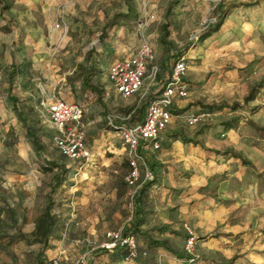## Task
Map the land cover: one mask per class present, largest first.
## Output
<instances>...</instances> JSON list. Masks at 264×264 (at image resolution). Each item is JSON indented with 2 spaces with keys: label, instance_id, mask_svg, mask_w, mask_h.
Segmentation results:
<instances>
[{
  "label": "rangeland",
  "instance_id": "rangeland-1",
  "mask_svg": "<svg viewBox=\"0 0 264 264\" xmlns=\"http://www.w3.org/2000/svg\"><path fill=\"white\" fill-rule=\"evenodd\" d=\"M230 3L237 6L219 31L201 40ZM128 4L133 12L126 20L118 18L100 40L102 27L113 15L126 13ZM142 42L153 47L155 62L142 89L123 98L109 82L107 66ZM181 56L189 90L181 102L191 106L173 112L179 115L173 119L181 136L198 146L173 151L169 157L174 158L162 162L168 167L155 168L156 183L134 203L145 212L144 235L136 234L138 256L116 262L115 253L98 248L106 230L126 229L131 218L129 168L108 117L119 126L142 119ZM12 60L19 73L10 87ZM90 61V83L100 98L83 83ZM263 76L264 0H28L0 13V264H46L58 252L72 261L84 256L85 264H191L185 259V223L195 235L198 263L264 264V189L260 192L257 185L264 141L251 140L245 121L264 124V88L245 99ZM56 98L81 104L83 120L90 122L86 142L91 156L81 169L55 146L57 129L45 106ZM194 110L212 115L189 126L182 116ZM231 117L238 120L225 130L222 122ZM222 150L241 155L251 166ZM198 151L210 157L186 162ZM144 156L147 164L160 162V150ZM52 163L65 168L62 175ZM46 221L43 237L39 225ZM147 238L166 240L180 256Z\"/></svg>",
  "mask_w": 264,
  "mask_h": 264
},
{
  "label": "built area",
  "instance_id": "built-area-1",
  "mask_svg": "<svg viewBox=\"0 0 264 264\" xmlns=\"http://www.w3.org/2000/svg\"><path fill=\"white\" fill-rule=\"evenodd\" d=\"M155 58L153 47L147 42H142L129 56L111 61L107 66L106 73L115 92L123 98L137 94L142 89L147 69L153 65ZM151 67L157 71V67ZM186 68L184 56L174 61L170 79L148 103L142 119L127 126H119L113 123L112 117H108L109 126L115 128L127 154L129 170L126 184L131 216L139 186L153 176L144 155L147 151L160 148V135L173 115L172 107L175 104V99L186 98L189 94L184 82ZM45 110L57 129L54 136L56 148L63 156L78 164L81 169L91 156L90 147L86 142L88 125L83 120L82 105L74 101L69 102L56 98L45 106ZM211 115L212 113L206 110L190 111L185 113L184 119L187 125L195 126ZM184 229L186 232L184 251L191 259H194L196 258L193 256L196 243L195 235L186 223ZM98 249L103 251L123 249L125 252L124 261H132L138 256V241L135 234L125 229H108L104 232ZM85 263L84 256L72 261L66 259L60 252L52 255L46 262V264Z\"/></svg>",
  "mask_w": 264,
  "mask_h": 264
},
{
  "label": "trees",
  "instance_id": "trees-1",
  "mask_svg": "<svg viewBox=\"0 0 264 264\" xmlns=\"http://www.w3.org/2000/svg\"><path fill=\"white\" fill-rule=\"evenodd\" d=\"M11 6H12V0H0V12H3L5 10H9L11 8ZM236 6H237V4L230 3L225 8L221 9L217 15V18L215 19V21L213 23L209 24L207 29L200 35V39L204 40L205 38H208L212 34L218 32L222 23H223L224 18L226 16H228L230 9L235 8ZM132 12H133L132 6L128 4L126 13H118V14L113 15L112 18L110 19V21H108L107 24H105L102 27L101 32L99 34L100 40H102L106 36L107 29L111 28L113 25L116 24L118 18L126 20L127 15L131 14ZM93 70H94V63H93V61H90L89 66L87 68H84L83 83L89 91H91L93 94H95L97 98H100L101 97L100 91L97 89V87H95L93 84L90 83V76L93 73ZM18 73H19V70L17 67V63H15L13 61L11 63V70L8 74V78H9L11 85H12V83H13V81H14V79ZM263 88H264V76L252 85V87L250 88L249 93L247 94L245 99L250 100V99L255 98V94L260 92V90H262ZM12 101H13L14 108H15L16 99L12 98ZM190 106L191 105H188V106L181 108L179 111L174 110L172 112H175V114H179V112L184 113ZM235 107H236V104H234L232 106V108H235ZM18 114H20V113H18ZM237 120H238V117H231L227 121H223L222 122L223 128L225 130L232 128L233 125L236 124ZM245 121H246L247 126L249 127L248 132H249V136H250L251 140L253 142L264 141V124H262V125L257 124L256 122H254L251 119H246ZM30 137L32 139V143H33L34 147L35 148L39 147V143H38V139H37L36 135H34L33 133H30ZM171 137L177 138V137H181V135L178 132H174L173 134H171ZM181 140H183L184 143L193 142L192 139L186 138V137H181ZM215 152L218 153V151H215ZM221 152L226 157L231 155L235 159H240V162L242 164H244V165L246 164L247 166H251V163L239 154L232 153V152L227 151V150H222ZM52 166L57 168V170H58L57 174H59V176L62 175L63 172L65 171V168L60 167L54 163H52ZM148 166H149L150 170L152 171L153 176L151 178L147 179L144 183H142L139 186L138 194H137V197L135 198L136 202H138L137 200H138V197L140 196V194L145 192L147 190V188H149L150 186H153L156 183L154 175H155V168L158 166V164L153 162V163H149ZM257 179H258L257 185L259 186V191L261 192L264 189V170H262L261 172H257ZM144 214H145V212L140 208V206L135 204L132 216H131L130 220L128 221L125 230L135 234V236H136V234H139V235L143 234L144 235V233L140 230L141 226L144 224ZM40 220H42V222H43L42 218H40ZM48 223H49V221H46L45 224L42 225V223H41L39 225V228L41 229V234L43 237H45L48 233V225H49ZM159 230H167V227L161 226V227H159ZM147 239L149 240L150 243H153L155 246L162 247L165 251L173 254L174 256H176V257L180 256L166 242V240H164V239H158L157 240V239H150V238H147ZM102 252H104V253H109V252L115 253L116 254L115 261L116 262H120V261L124 260L125 252L123 249H116L113 251H103V250L99 251V253H102ZM185 259H186L187 263L198 264L197 258L191 259V257L187 256Z\"/></svg>",
  "mask_w": 264,
  "mask_h": 264
},
{
  "label": "crops",
  "instance_id": "crops-1",
  "mask_svg": "<svg viewBox=\"0 0 264 264\" xmlns=\"http://www.w3.org/2000/svg\"><path fill=\"white\" fill-rule=\"evenodd\" d=\"M27 1H28V0H12V5L15 4V3H18V2L26 3ZM9 10H12V6H11V8H10ZM5 11H7V10H5ZM3 12H4V11H3ZM0 13H2V12H0ZM109 45H110V43H107V46H109ZM122 50H124V48H123ZM124 52H125V51L121 52V54H119L118 57L115 58V59H121V58H123V57H124V56H123V55H124ZM127 52H128V51H127ZM130 54H132V52H129V53H128V56H129ZM115 59H114V60H115ZM13 61H14L15 63H17L16 60H12L11 63H12ZM112 61H113V60H112ZM10 70H11V68H10ZM9 72H10V71H9ZM8 74H9V73H8ZM7 78H8V75H7ZM8 81H9V78H8ZM13 82H14V81H13ZM9 84H10V87H11L12 85H11L10 81H9ZM12 84H13V83H12ZM181 99H183V98H176V99H175V104H174V106L172 107V111H173V109H174L175 106H177V107H179V108L184 107V104H182ZM12 107L14 108V104H13ZM194 111H196V110H194ZM84 112H85V109H84ZM84 116H85V113H84ZM174 116H175V115H174V113H173V115H172V117H171L169 123L167 124L166 128L161 132V135H160V148L158 149V150H160V162H159V163L155 162V163L158 164L157 168L160 167V168L163 169V168H165V167H168V166L165 165L164 163H166V162L168 161L169 158H174L175 155H172V156L169 157L170 154H174L173 151H175V150H180V149L183 148V146L186 147V148H191V149H192V148H196V147L198 146V143H196V144H194V145H193L192 142H190V143H184L183 140H181V137H185V136H181V137H177V138H172V137H171V134H173L174 132H178V133H179L178 126H177V120H174V119H173ZM178 116H179V115H178ZM178 116H175V117H178ZM182 117H184V116H182ZM87 125L90 126V122H87ZM179 134H180V133H179ZM180 135H181V134H180ZM189 146H190V147H189ZM193 146H194V147H193ZM171 149H172V150H171ZM155 151H157V150H155ZM163 151H166V152H163ZM205 152H206V151H204V152L198 151V152L196 153V154H198V156H196L195 158L192 157V159H189V157L186 156L185 158H188V159H186V162L192 160V161H196L197 163H199V162L202 161V158H201L202 156H203L204 158H208V157H210V155L207 154V153H205ZM156 158H157V157H156ZM162 158H164L165 160L163 161ZM158 159H159V158H158ZM175 160H176V159H175ZM218 161H219V158H216L215 161H214V164L217 163ZM153 162H154V161H153ZM153 162H152V163H153ZM162 162H164V163H163L164 165H162ZM227 162H229V160H227Z\"/></svg>",
  "mask_w": 264,
  "mask_h": 264
}]
</instances>
